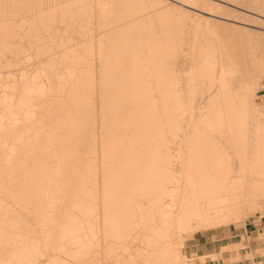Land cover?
Wrapping results in <instances>:
<instances>
[{
  "label": "bare ground",
  "instance_id": "bare-ground-1",
  "mask_svg": "<svg viewBox=\"0 0 264 264\" xmlns=\"http://www.w3.org/2000/svg\"><path fill=\"white\" fill-rule=\"evenodd\" d=\"M243 2L0 0V264H187V235L261 211Z\"/></svg>",
  "mask_w": 264,
  "mask_h": 264
},
{
  "label": "rangeland",
  "instance_id": "rangeland-1",
  "mask_svg": "<svg viewBox=\"0 0 264 264\" xmlns=\"http://www.w3.org/2000/svg\"><path fill=\"white\" fill-rule=\"evenodd\" d=\"M256 0H245V4H241L247 9H255ZM199 8H203V3H198ZM224 11L223 9H215ZM234 17L241 21L249 22L252 25L246 26L247 30H242L245 38L249 40V48L256 55L259 69L254 77V81L258 86V93L256 95V102L258 106L264 107V37L259 33L258 26L261 24L253 19L250 14L246 12L233 13L227 11ZM197 21H203V19L197 15L192 17V23ZM210 26L213 22H209ZM194 25V24H193ZM193 25L190 26L189 33L185 34L186 39L183 44V50H180L176 56V69L177 75L182 80L185 79L186 74L193 65V48L191 47V41L195 36ZM29 60L22 62L21 65L25 69H36L39 65L35 61L33 54H29ZM17 66H13L15 68ZM264 119V115H263ZM263 207L261 211H256L246 217L241 224H229L220 226L217 228H211L208 230L193 232L190 236H186L183 240L184 244L181 248V254L187 264H258L259 262L264 264V251L255 255V258L249 257L250 253L258 246L257 244H250L248 237L245 234V230L251 227L254 223H258L259 220H264V201L261 202ZM203 243L202 252L197 253L193 244V237ZM264 236H260V240H264ZM217 238V240H216ZM255 241V240H254ZM228 246V247H227ZM226 247V248H225ZM264 250V249H262ZM213 254V255H212ZM202 257V258H201ZM189 259V260H188ZM193 262V263H192Z\"/></svg>",
  "mask_w": 264,
  "mask_h": 264
},
{
  "label": "crops",
  "instance_id": "crops-1",
  "mask_svg": "<svg viewBox=\"0 0 264 264\" xmlns=\"http://www.w3.org/2000/svg\"><path fill=\"white\" fill-rule=\"evenodd\" d=\"M245 234L247 235L248 242L250 244L253 243L258 245L253 251L264 249V240H260V236H264V220H259L258 223H254L251 227L245 230ZM193 238L194 241L192 245L195 247L196 252H202L203 243L199 240H196L195 236Z\"/></svg>",
  "mask_w": 264,
  "mask_h": 264
}]
</instances>
